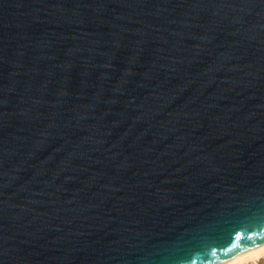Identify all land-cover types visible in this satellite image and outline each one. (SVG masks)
<instances>
[{
  "label": "water",
  "instance_id": "1",
  "mask_svg": "<svg viewBox=\"0 0 264 264\" xmlns=\"http://www.w3.org/2000/svg\"><path fill=\"white\" fill-rule=\"evenodd\" d=\"M262 242L264 0H0V264Z\"/></svg>",
  "mask_w": 264,
  "mask_h": 264
},
{
  "label": "bare ground",
  "instance_id": "2",
  "mask_svg": "<svg viewBox=\"0 0 264 264\" xmlns=\"http://www.w3.org/2000/svg\"><path fill=\"white\" fill-rule=\"evenodd\" d=\"M264 258V242L243 251L219 264H254Z\"/></svg>",
  "mask_w": 264,
  "mask_h": 264
},
{
  "label": "rangeland",
  "instance_id": "3",
  "mask_svg": "<svg viewBox=\"0 0 264 264\" xmlns=\"http://www.w3.org/2000/svg\"><path fill=\"white\" fill-rule=\"evenodd\" d=\"M254 264H264V258L259 259L256 263Z\"/></svg>",
  "mask_w": 264,
  "mask_h": 264
}]
</instances>
